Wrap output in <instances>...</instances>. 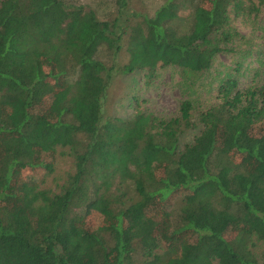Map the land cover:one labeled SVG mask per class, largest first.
<instances>
[{
	"label": "trees",
	"instance_id": "trees-1",
	"mask_svg": "<svg viewBox=\"0 0 264 264\" xmlns=\"http://www.w3.org/2000/svg\"><path fill=\"white\" fill-rule=\"evenodd\" d=\"M247 1L0 0V264H264V85L226 75L197 119L189 99L169 119L103 113L118 73L209 70L231 13L264 6ZM58 148L75 170L56 192Z\"/></svg>",
	"mask_w": 264,
	"mask_h": 264
},
{
	"label": "rangeland",
	"instance_id": "rangeland-1",
	"mask_svg": "<svg viewBox=\"0 0 264 264\" xmlns=\"http://www.w3.org/2000/svg\"><path fill=\"white\" fill-rule=\"evenodd\" d=\"M77 1L98 9L102 15L112 9L111 0ZM163 1L131 0L130 5L137 11L152 12ZM252 1L255 4L258 2ZM246 3H250L249 0ZM231 24L238 35L225 46V51L216 56L209 70L189 79H185L180 69L173 66L157 69L151 79L142 70L114 75L104 98V115L126 119L140 111L169 119L179 115L181 102L189 99L193 104L191 117L197 119L199 110L219 101L218 86L226 75L235 78L240 89L264 85V6L253 12L244 10L241 15L232 12ZM116 60L120 65L127 61L125 46ZM198 130L182 131L179 134V146L190 142ZM74 170V159L69 150L58 148L54 170L44 177L40 187L58 192ZM23 176L28 177V172L24 171ZM100 220L93 214L88 217L87 225L95 228Z\"/></svg>",
	"mask_w": 264,
	"mask_h": 264
}]
</instances>
